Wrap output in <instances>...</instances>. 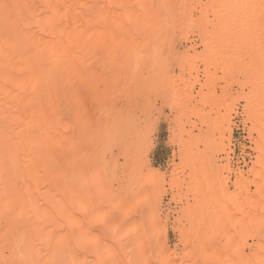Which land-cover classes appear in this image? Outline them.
I'll list each match as a JSON object with an SVG mask.
<instances>
[{
    "label": "bare ground",
    "instance_id": "6f19581e",
    "mask_svg": "<svg viewBox=\"0 0 264 264\" xmlns=\"http://www.w3.org/2000/svg\"><path fill=\"white\" fill-rule=\"evenodd\" d=\"M0 264H264V0H0Z\"/></svg>",
    "mask_w": 264,
    "mask_h": 264
},
{
    "label": "rangeland",
    "instance_id": "374dc122",
    "mask_svg": "<svg viewBox=\"0 0 264 264\" xmlns=\"http://www.w3.org/2000/svg\"><path fill=\"white\" fill-rule=\"evenodd\" d=\"M158 123L154 131L155 133L152 134L153 144L151 145L150 149L151 150L153 149L152 150L153 153L150 152V157L155 163L161 164L162 167L166 168V165H168L167 161H169L170 160L169 158H171L172 149L174 148V146L173 144L171 145L172 142L169 138V134L167 132L168 131L167 125L166 123L164 124V120H159ZM235 130H236L235 131L236 137L241 140V138H243L244 136V131L240 128V126L238 127V129ZM169 236L172 241L175 239V236L171 231H169Z\"/></svg>",
    "mask_w": 264,
    "mask_h": 264
}]
</instances>
